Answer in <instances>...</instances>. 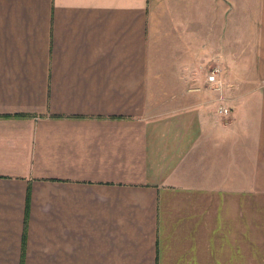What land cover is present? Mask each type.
<instances>
[{
    "label": "crops",
    "instance_id": "crops-1",
    "mask_svg": "<svg viewBox=\"0 0 264 264\" xmlns=\"http://www.w3.org/2000/svg\"><path fill=\"white\" fill-rule=\"evenodd\" d=\"M0 264H264V0H0Z\"/></svg>",
    "mask_w": 264,
    "mask_h": 264
},
{
    "label": "rangeland",
    "instance_id": "rangeland-1",
    "mask_svg": "<svg viewBox=\"0 0 264 264\" xmlns=\"http://www.w3.org/2000/svg\"><path fill=\"white\" fill-rule=\"evenodd\" d=\"M160 4L162 6L161 2H160ZM187 11L190 12L189 9ZM198 11H200V10H198ZM148 12H149V18L151 19V22H153V24L157 23L155 21V19H159V20L162 19L161 25L163 28L164 27V17H163L164 9L162 7L157 8V5L155 3L154 6L153 5L150 6ZM200 12H203V13H198V21H199V23L197 24L198 27L196 26V24L189 25V28L191 30H193L195 28V30L193 31L194 32L193 38L195 35L197 38L202 40V42L206 43V42L215 41V39L217 37L219 47L223 50V43L228 38L229 30H230L231 36H233V34H234L235 25L238 22V16L236 15V23L234 25L233 19L230 20L228 15H225L223 17H222V15H220V9H216V11H215L211 8H204ZM184 17L187 19V15H185ZM189 18L191 19V16ZM229 21H231L232 25H229ZM244 27L245 26L243 24L237 25L236 35H240L242 37L244 35H246L248 30H246V32H245ZM156 28H157V26H156ZM189 33H192V32H189ZM221 55H223V54L217 53V55H215V56L218 59H221V57H220ZM206 59L207 58H204V60H203L204 63H202L200 65H203V64L206 65L208 63H217L219 66L222 67L221 62L218 61V59H216L214 56L209 57L207 60ZM202 73H203V71H202ZM159 90L161 91V89H159ZM202 90H204V89H202ZM159 94H161V92H159ZM221 119H223V118L221 117Z\"/></svg>",
    "mask_w": 264,
    "mask_h": 264
},
{
    "label": "built area",
    "instance_id": "built-area-1",
    "mask_svg": "<svg viewBox=\"0 0 264 264\" xmlns=\"http://www.w3.org/2000/svg\"><path fill=\"white\" fill-rule=\"evenodd\" d=\"M224 68L217 63H208L203 68L202 78L198 86L194 89H208L210 91L219 92L222 85V76L224 74ZM215 113L220 117L227 119L230 116V108H228L223 101V98L219 95L215 98Z\"/></svg>",
    "mask_w": 264,
    "mask_h": 264
}]
</instances>
